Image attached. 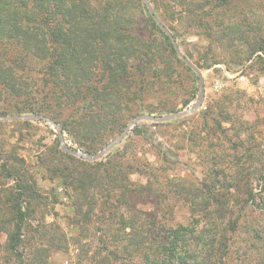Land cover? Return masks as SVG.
Masks as SVG:
<instances>
[{
	"label": "trees",
	"instance_id": "1",
	"mask_svg": "<svg viewBox=\"0 0 264 264\" xmlns=\"http://www.w3.org/2000/svg\"><path fill=\"white\" fill-rule=\"evenodd\" d=\"M230 2L177 0L175 5L182 6L178 13L185 14L190 28L207 26L204 36L210 42L222 43L238 61L247 60L256 50L264 51V38H250L246 9L234 7L228 13ZM130 3L132 0H0V116L45 114L55 120L74 143L89 151L101 143L104 133L110 129L116 135L129 114L166 112L173 103L169 94L182 96V89L177 90L181 83L178 85L175 81L179 73L177 64L190 68L178 57L169 37L153 21L145 4L141 3V10L146 12L149 23L157 31L142 30L134 23L132 15L126 13L135 9ZM150 3L155 7L153 0ZM205 3H210L206 16L213 15L209 20L198 13ZM173 36L177 40V36ZM192 62L199 68L198 63ZM23 122L28 123L27 120ZM159 124L151 123L153 126ZM141 130L144 129L138 124L131 129L134 134L145 136L147 132L138 133ZM157 145L161 147L159 143L154 144ZM63 154L77 160L79 165L104 172L87 174L78 169L80 175L74 176L70 184L76 193L75 210L82 215L76 223L90 222L93 217L94 224L106 230L105 235L97 238V249L89 264H135L132 260L137 264H232L235 236L239 232L246 230L255 240L264 238V225L253 222L244 230L245 224L241 227V221L233 218L232 208H221V200L215 193L219 184L214 180L215 190L201 184L200 189H196L201 196L197 198L194 194L187 201L194 207L196 201H215L211 206L212 214L230 216L222 227L210 223L205 216L201 227L197 226L199 220L195 217L189 224L170 227L156 226L155 220L147 221L142 218L144 212L141 217L135 215L133 221L123 219V214L118 219L116 212H105L104 208L93 215V209L82 213L85 202L95 203L94 196L99 194L105 202L116 198L110 200L113 204L109 206L113 208L129 207L135 195L154 191L150 178L154 169L165 171L166 166L175 162L168 160L165 152L158 148L162 164L153 167L150 163L137 171L141 173L137 175L145 179L141 181L131 179L132 171L121 174L120 169L113 170L107 163L86 162ZM10 159L14 162L8 166L2 164L3 171L24 174L23 167H18L22 160L11 153ZM91 185L99 192L90 188ZM22 188L23 192L12 193L9 198L13 224L8 232L6 250L8 256L16 259L15 264H23L25 252L40 250L31 245L20 247L25 219L23 205L38 196L32 184L26 183ZM112 191H118L117 197ZM176 195L187 197L189 194L178 190ZM254 201L252 190L247 191L241 200L242 210H252ZM113 225L118 226L112 230ZM57 240L50 243L54 245Z\"/></svg>",
	"mask_w": 264,
	"mask_h": 264
},
{
	"label": "rangeland",
	"instance_id": "2",
	"mask_svg": "<svg viewBox=\"0 0 264 264\" xmlns=\"http://www.w3.org/2000/svg\"><path fill=\"white\" fill-rule=\"evenodd\" d=\"M176 1L153 0L155 7L151 5L161 22L177 36L180 49L198 63L204 78V99L196 111L180 118L165 122H136L132 128L138 124L146 130L138 133L147 132L145 136L134 134L131 128L117 146L93 160L112 165V169H120L121 174L132 171L131 179L145 181L144 177L137 175L141 174L137 171L145 169L150 163L153 167L162 164L158 155L160 148L168 160L175 163L166 166L165 171L153 170L154 174L150 177L153 192L137 194L129 207L121 205L116 208L109 206L116 198L105 202L99 194L94 196L95 203L85 202L82 213L93 209V215L104 208L105 212H116L118 219L123 214V219L133 221L135 215L141 217V212H144L142 218L147 221L155 220L156 226L170 227L189 224L193 217L198 218L197 226L201 227L205 216L210 223L215 222L218 227H222L230 216L212 214L211 206L215 201H196V207L187 201L194 194L197 198L201 196L196 191L201 184L215 190L214 180L219 184L215 193L221 200V208H232L233 218L237 217L241 221V227L245 224L244 230L253 222L264 225V51L256 50L247 60L238 61L237 57L223 48L222 43L210 42L204 36L207 26L202 25L197 31L190 28L185 14L178 13L182 6L175 5ZM141 3L144 4L142 0H132L130 5H134L135 9L127 10L126 13L132 15L134 23L142 30L155 32L146 12L141 10ZM230 3L231 6L226 9L228 13L234 7L246 9L250 38H264V0H231ZM209 4L205 3L197 10L207 20L213 16H206L210 10ZM177 71L179 73L175 81L178 85L181 83L177 90L182 89V96L169 94L173 97V105L158 115L184 110L196 102L199 88L195 72L181 64H177ZM182 100H186V103H182ZM136 114L139 113L125 117L126 123ZM9 116L12 115L0 116V264L17 262L14 257L8 256L6 250L8 232L13 224L10 220L12 210L9 208V198L12 193L23 192L22 186L26 183L34 186L38 196L28 205H23L25 219L20 247L31 245L40 250L36 253L25 252L23 264H89L92 253L97 249V238L105 235L106 230L95 225L93 217L90 222L76 223L82 215H78L75 210L76 193L70 184L74 176L80 175L78 169L87 174L104 172L89 165H79L77 160L63 154L67 152L60 148L52 124L40 120H27L28 123H25L21 119H6ZM151 123L161 124L153 126ZM113 128L115 130L116 126ZM62 133L65 147L84 152H97L115 136L113 129H110L104 133L105 138L101 143L96 144L93 150L86 151L74 143L66 132ZM158 143L161 147L154 146ZM10 153L22 160L18 167H23L24 174H6L3 171L2 164L8 166L14 162L10 159ZM90 188L99 192L92 185ZM178 190H185L189 195L177 196ZM249 190L255 197L252 210H242L241 200ZM111 194L117 197L118 191H112ZM3 201L8 205H3ZM117 226L113 225L112 230ZM125 229L129 230V227ZM235 238L232 264H264V238L255 240L246 230L239 232ZM59 239L62 240L58 243ZM55 240L56 245L50 243ZM132 262L137 264L135 260Z\"/></svg>",
	"mask_w": 264,
	"mask_h": 264
},
{
	"label": "water",
	"instance_id": "3",
	"mask_svg": "<svg viewBox=\"0 0 264 264\" xmlns=\"http://www.w3.org/2000/svg\"><path fill=\"white\" fill-rule=\"evenodd\" d=\"M142 2L145 4L146 8L148 9L149 15L153 19V21L156 23V25L169 37L173 48L178 55L179 58L186 64L187 67H189L193 72H195L197 76V84H198V96L196 99V102L190 106L189 108H186L184 110L171 113V114H163V115H155V114H148V113H139L133 116L128 120V122L123 126V128L109 141H107L97 152H84L81 150H78L76 148L71 147H65V140L62 133V130L60 129V126L58 123L53 120L52 118L45 116L43 114H25V115H12L7 117L6 119H15V120H40L44 122H48L52 124L54 127L59 141H60V148L63 149L65 152L72 154L78 158L85 159L88 161H93L99 159L101 156H103L107 151L111 150L115 146H117L127 135V133L130 131L132 126L140 121V120H148V121H154V122H165L170 121L173 119L180 118L182 116H185L187 114H190L194 111H196L199 106L201 105L203 99H204V78L200 71V69L192 62L190 61L182 52L180 49L175 37L173 36L172 32L164 25V23L161 22V20L157 17L155 14L153 7L149 0H142Z\"/></svg>",
	"mask_w": 264,
	"mask_h": 264
}]
</instances>
